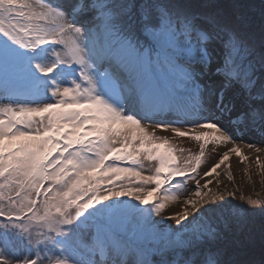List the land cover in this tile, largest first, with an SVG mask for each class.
Here are the masks:
<instances>
[{
  "label": "snow or ice",
  "instance_id": "obj_1",
  "mask_svg": "<svg viewBox=\"0 0 264 264\" xmlns=\"http://www.w3.org/2000/svg\"><path fill=\"white\" fill-rule=\"evenodd\" d=\"M255 128L264 0L259 24L239 4L0 0V264H256L247 209L196 180L208 144L233 147L204 177L246 161L236 141ZM157 130L194 135L199 155L181 162Z\"/></svg>",
  "mask_w": 264,
  "mask_h": 264
},
{
  "label": "rangeland",
  "instance_id": "obj_2",
  "mask_svg": "<svg viewBox=\"0 0 264 264\" xmlns=\"http://www.w3.org/2000/svg\"><path fill=\"white\" fill-rule=\"evenodd\" d=\"M194 2L206 7L218 6L221 9L226 10H231V7L234 4L244 5L250 14L254 16L257 24H259L261 0H194ZM71 40L72 38L69 37L70 42ZM177 127H180L182 131H190V129L183 124L177 125ZM244 131L248 130L245 129ZM251 134L252 136H255L256 133L253 132ZM156 135L158 137H167L169 142L174 147L183 150L182 152H177V156L181 162H183L184 158L186 157L199 155L200 144L202 141H196L194 139V135L181 137L170 130H157ZM236 143L242 149L244 155L248 157L246 161H242L241 157L237 156L235 153H230V160L226 162V165H222L219 169H217V173L213 174L212 176L204 177V172H206L213 164L218 162L223 152L233 147L231 143L220 145L210 143L205 148V156L201 160L196 180L200 181L202 192L211 189L213 193H223L224 199L228 200L229 204L233 206L243 205L245 207L243 204L245 199L243 198L251 197L253 199H257L256 193H258L259 196H261V194L264 196L262 193L264 192V138L261 137L251 142L237 140ZM249 144L253 145V147H248ZM257 158H259V162ZM142 160V171L145 173L154 172V166L156 167V164H154L155 161L153 163V161H148L146 158H142ZM209 179L212 181V183L207 185V188L203 187L206 183V180ZM186 182L187 186L181 188L177 193V199L175 201H168V203L171 204H167L168 212H173L174 210L175 212L180 211L183 207L184 201L188 198V196L194 195L196 190L195 180L187 179ZM150 186L151 185L148 187ZM229 192L235 193L234 199H230L228 197ZM161 196H163V194ZM245 209H249V212H251L249 215H247V230L250 231L253 236L252 249L249 258L254 260L256 264H259L261 258V249H258L257 247L261 245L260 235L262 228H264V218L259 215V213H257L260 210V207L251 208L246 206ZM42 254L43 253H41V256ZM49 254L52 256L51 252H49ZM41 259H43V257Z\"/></svg>",
  "mask_w": 264,
  "mask_h": 264
},
{
  "label": "trees",
  "instance_id": "obj_3",
  "mask_svg": "<svg viewBox=\"0 0 264 264\" xmlns=\"http://www.w3.org/2000/svg\"><path fill=\"white\" fill-rule=\"evenodd\" d=\"M262 193L264 194V192H262ZM256 198L264 201V196L262 194H261V196H259V194L256 193ZM243 204L245 205V208H246V206H247L246 201H244ZM261 207H264V206H261ZM261 207H260V210L257 213H259V215H261L264 218V211H261ZM250 213L251 212H249V209H248L247 210V215H249ZM260 222H261V220H260ZM257 248L261 249V245L258 246Z\"/></svg>",
  "mask_w": 264,
  "mask_h": 264
},
{
  "label": "bare ground",
  "instance_id": "obj_4",
  "mask_svg": "<svg viewBox=\"0 0 264 264\" xmlns=\"http://www.w3.org/2000/svg\"><path fill=\"white\" fill-rule=\"evenodd\" d=\"M168 204H169V203H168ZM169 205H171V204H169ZM173 212H175V210H174Z\"/></svg>",
  "mask_w": 264,
  "mask_h": 264
}]
</instances>
